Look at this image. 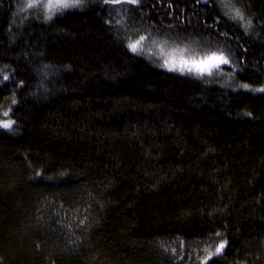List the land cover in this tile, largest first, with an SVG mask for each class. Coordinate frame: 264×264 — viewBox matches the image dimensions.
I'll use <instances>...</instances> for the list:
<instances>
[{
	"label": "trees",
	"instance_id": "obj_1",
	"mask_svg": "<svg viewBox=\"0 0 264 264\" xmlns=\"http://www.w3.org/2000/svg\"><path fill=\"white\" fill-rule=\"evenodd\" d=\"M27 3L0 0V264H264V0H232L247 31L221 0Z\"/></svg>",
	"mask_w": 264,
	"mask_h": 264
},
{
	"label": "snow or ice",
	"instance_id": "obj_2",
	"mask_svg": "<svg viewBox=\"0 0 264 264\" xmlns=\"http://www.w3.org/2000/svg\"><path fill=\"white\" fill-rule=\"evenodd\" d=\"M112 2L118 3L121 2V0H112ZM124 2L135 5L138 4L140 0H124ZM221 2H222V6L228 9V12H226V14H230L231 19L240 22L242 26L245 28V31H247L248 28L251 27V23H252L251 20L245 19L244 13L239 8L234 7L232 0H221ZM81 4H82V0H47L46 4H43V0H28L26 7L34 8L37 5H42L46 7L47 15L45 19L51 20L54 13L61 12L63 9H67V8L80 7ZM23 10L24 9H21V11ZM150 37L151 34H149L148 36L140 35L139 39L129 42L127 47L134 54L138 53L139 51H142L144 42L150 39ZM153 43H155V41H153ZM161 51H163L162 48ZM229 63H230L229 58L226 57L222 52L221 53L212 52L209 54H205L200 58H185L181 56L178 59L175 57L170 59H165L164 64L162 66L167 68L168 71H179L181 74L196 73L198 76H203L205 74L211 75L213 69L219 70L221 65H226ZM4 79L7 80L8 76H5ZM243 87L248 88L249 86L244 85ZM257 91L264 92V88L257 89ZM15 102L16 101L13 99V103ZM3 115L5 117H8L9 112L5 111ZM13 124L14 121L11 119L0 121V127L4 129L12 128ZM217 235H219V233H217ZM224 247L225 244L220 243L216 247L215 253H209V255L205 258V260L202 261V264H207V261L211 259V256L221 253Z\"/></svg>",
	"mask_w": 264,
	"mask_h": 264
},
{
	"label": "rangeland",
	"instance_id": "obj_3",
	"mask_svg": "<svg viewBox=\"0 0 264 264\" xmlns=\"http://www.w3.org/2000/svg\"><path fill=\"white\" fill-rule=\"evenodd\" d=\"M44 2V4H46L47 3V0H44L43 1ZM44 7V6H43ZM44 12L45 13H47V8L46 7H44ZM170 47H172V48H170L169 50H165V51H161L160 53H161V58H160V61L162 62V63H164V61H165V59H170V58H173V57H175V58H179V57H181V56H183V57H185V58H199V57H197V56H195V55H193L192 53H189V54H187L185 51H189L188 50V47L186 46V48H185V46H176L175 44H172ZM181 50H183V51H181ZM199 53H202V50L201 49H199V50H197ZM186 56H185V55ZM202 56H204V54H202ZM201 56V57H202ZM193 74H195L196 75V73H193Z\"/></svg>",
	"mask_w": 264,
	"mask_h": 264
}]
</instances>
